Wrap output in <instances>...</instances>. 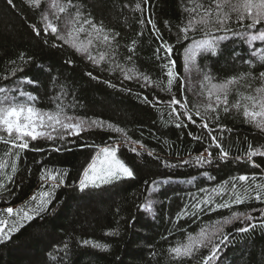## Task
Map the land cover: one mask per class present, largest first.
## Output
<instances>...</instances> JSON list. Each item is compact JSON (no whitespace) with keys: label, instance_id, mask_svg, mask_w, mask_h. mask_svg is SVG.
Here are the masks:
<instances>
[{"label":"trees","instance_id":"16d2710c","mask_svg":"<svg viewBox=\"0 0 264 264\" xmlns=\"http://www.w3.org/2000/svg\"><path fill=\"white\" fill-rule=\"evenodd\" d=\"M52 2L42 0L40 8L33 9L27 0H13L14 6L7 0H0V86L11 84L30 91L38 98L37 106L42 109L54 110L55 104L60 103L69 114L121 127L132 140L140 141L155 155L149 156L139 145H136L139 155L131 152L129 146H122L117 156L133 169L135 178L80 191L79 179L96 154V148L87 145L105 146L117 140L123 143L121 134L92 128L81 132L78 137L68 135L63 141L59 137L29 141V149L20 153L18 172L13 180H7L11 175L9 167L0 181L6 188L0 191V210L9 206L14 210L20 208L33 195L47 190L48 184L40 179L42 169L63 170L68 176L56 190L48 211L25 224L10 241L0 244V264H203L209 248H201L191 259L179 260L168 250L186 244L188 234H198L201 227L207 226L211 231L210 222L222 220L234 211L250 213L254 219L223 226L230 242L222 245L220 260L213 261V264H264V230L256 227L245 234L236 232L247 224L261 222L260 210L264 209V202L253 199L240 205L231 204L228 208L215 207L233 198L231 182L224 185L231 177L255 176L256 183H264V156H253L251 160L247 156L249 151L257 148L264 151V129L246 123L242 114L243 105L251 107L250 102L242 97L254 95V89L260 86V81L254 78L264 71V61L259 59L264 54V41L249 43L246 37L228 34L227 41L219 44L216 55L198 54L190 65V72L185 73L183 48L192 39L205 38L203 26L197 24L196 29L189 32V40L181 44L176 43L177 35H183L180 29L189 19L188 10L200 4L207 6L210 0H73L82 13L89 11L100 16L103 24L110 27L107 28L109 34L119 33L112 41L115 56L111 62L106 60L94 65L86 53H77L71 44L57 40L50 32L47 37L43 35L42 17L49 12ZM75 11V8L70 10L71 13ZM64 17L65 14L61 13L60 20L55 22L58 31L66 34L72 26L65 27ZM49 18L54 19L51 15ZM150 19L163 39L175 45L176 71L185 82L183 96L179 79L174 82L172 91H166V70L159 68L162 61L155 55L161 41L148 23ZM244 23L246 25L248 21ZM31 25L41 29V36L35 35ZM230 27L235 32H264V25L255 29L241 27L234 22V14ZM87 40L88 35L82 32L71 43L77 47L88 46ZM93 41L89 50L94 55L108 50L99 40ZM53 44L57 46L53 47ZM21 53L25 59L31 57L26 65L19 59ZM116 64L125 70L139 67L147 73L152 84L145 86L142 79L130 73L133 78L124 79ZM18 66L21 70L10 75ZM89 72L92 76L88 75ZM241 73H251V76L246 75L239 83L230 86L229 111L224 112L222 105L217 110L219 119L209 125L212 129L220 125L231 130L225 131L220 139L229 156L227 160H217L220 149L212 147V163L197 165L195 157L211 144V138L208 130L198 127L200 117L195 113L203 112L210 99L215 101L212 84L239 77ZM4 76L8 79H3ZM209 92L213 93L211 98ZM143 96L161 103L155 106L145 104L138 98ZM173 96L181 100L186 98L196 125L181 115L187 127L175 126V117L169 115L170 109L164 103ZM237 101L241 104L239 109L232 107ZM211 115L215 117L216 113ZM213 135L220 137L217 131ZM196 136L202 139L197 140ZM10 147L0 143V157L4 160H8L5 153ZM57 148L60 151H55ZM183 160L193 163L171 169L162 163L178 164ZM154 181L166 183L161 184L158 191H151ZM247 183L251 184V181ZM243 187V183L238 182L236 191L242 193ZM217 189L224 194H219ZM208 196L214 200L213 204L200 205L199 211L192 207L197 199ZM147 204H151L150 209L142 207ZM181 211L196 212V215L181 219L177 217ZM206 216L208 219L204 220ZM3 218L8 225L15 220L6 214ZM112 232L118 234L112 235ZM84 240L106 244L109 249L105 251L92 244L85 245Z\"/></svg>","mask_w":264,"mask_h":264},{"label":"snow or ice","instance_id":"6c2138e0","mask_svg":"<svg viewBox=\"0 0 264 264\" xmlns=\"http://www.w3.org/2000/svg\"><path fill=\"white\" fill-rule=\"evenodd\" d=\"M9 5H13V0H7ZM146 2V0H145ZM42 0H27L29 7L33 9L40 8ZM214 4V7L212 6ZM140 7L139 4L136 6ZM75 8V13H71L70 10ZM198 9H203L199 11ZM227 9V10H225ZM189 19L184 27L180 29L183 33L182 36L177 35V44H181L183 41L189 40V32L196 29L197 24L202 25L204 31V39H192L186 47L183 48V66L185 73L190 72V65L194 62L200 53H211L216 55L219 50V44L227 41L228 34H233L239 37H246L247 41H264V32L249 33L235 32L230 23H238L241 27L246 29H255L258 25H264V0H210V3L205 6L204 4L198 5L197 8L189 9ZM65 14L64 25L67 27L71 25V29L65 33L58 31V26L55 21L60 20V14ZM195 13V15H192ZM54 19H50L49 16ZM44 24L42 28L43 35L48 36L49 32L56 37L57 40L63 41L65 44H71L75 48L77 53L87 54V59L94 65H99L101 62H111L112 57L115 56V51L112 48V41L116 35H109V30L105 29L103 23L97 24L93 22L91 16H85L80 10L79 6L73 3V0H65L61 3L60 0H53L51 9L48 13H45L42 17ZM245 21L248 23L245 25ZM143 25L144 21H140ZM152 25V29L157 39L161 41L158 47L155 49L156 59L162 61L159 68L163 71L166 70L165 75L167 77L166 91H172V87L175 81L180 80L181 95L183 96V89L185 82L180 78V74L176 71V60L173 58L174 44H170L167 40H164L160 35V30L156 27L153 20L148 21ZM87 26V28L85 27ZM35 35L41 36V29L36 28L35 25H31ZM88 34L87 45L77 47L75 43H71L79 33L86 32ZM212 33H223L221 35H212ZM93 39L99 40L102 45L107 46V51H101L97 54H93L89 50V46L93 44ZM47 43V39L44 41ZM56 47V44L52 45ZM129 51H134L133 48H129ZM19 59L23 64L30 62L31 57L25 59L23 53H21ZM131 59V57H129ZM259 59L264 61V54L259 56ZM71 62V61H69ZM11 63L15 64V61ZM115 67L120 68L123 72L124 79L129 80L133 77L129 75V70H125L122 65L116 64ZM21 67L14 68L10 75L14 76L17 71H20ZM114 70V68L112 69ZM92 76V73H88ZM139 78L145 82V86L152 84V81L148 75L143 73L138 74ZM251 76V73H241L239 77L233 76L227 78L222 83L212 84V89L215 90V101L210 102L204 106V111H196L195 115L200 117V124L198 127L208 130V136L211 138V144L205 147L204 152L195 157V164L203 166L205 163L211 164L213 160V154L210 151L212 147L220 149L217 160H227L229 153L225 151L220 143V139L223 138L225 131H231L223 126L217 125L215 129L210 128V123L219 119L217 110L223 105V111H229L228 95L230 92V86L239 83L245 76ZM96 77H93L95 79ZM208 78L207 76L205 77ZM3 79L7 80L8 76H4ZM254 79L260 81V86L254 89V95L249 94L243 96L242 99L250 102L251 107L248 104L243 105V117L246 123L254 124L258 129H264V71L259 72L258 76ZM115 87V85H111ZM212 92H209V98L212 96ZM145 104L161 103L160 100H149L148 96L138 97ZM38 98L34 96L30 91L21 90L19 86L13 87L11 84L0 86V143L10 145L11 147L5 153L8 160H4L0 157V181L4 179V174L10 167L11 175L7 176V180L11 182L18 172V162L20 160V153L26 149H29V141H37L39 139L55 140L57 136L61 141L65 139L64 133L69 136L78 137L81 132L87 131L92 128H97L103 131H111L123 136V143L117 140L113 144L105 146L99 145H87V147L96 148V154L92 157L91 163L84 169L81 178L79 179L78 187L80 191H84L88 188H100L102 185L112 184L128 178H135L134 171L129 167L122 159L118 158L117 152L122 146H129L130 151L140 154L137 151L136 145H139L141 149L147 151L149 156H154L155 152L147 150L145 145L138 140H132L128 136L125 129L108 123L103 120L90 119L87 117L76 116L69 114L67 109L60 103H56L54 110L42 109L37 106ZM167 107L170 109L169 115L174 116L175 126L177 128L187 127V124L181 120V115L187 118L193 125L197 124V121L193 118L186 98L181 100L173 96L170 100L164 101ZM232 107L239 109L241 104L237 101ZM179 109V110H178ZM216 113L215 117L211 114ZM220 133V137L213 135V132ZM55 133L56 135H54ZM189 135H193L189 133ZM197 140L202 137H194ZM13 149L19 151L13 153ZM39 150V149H37ZM55 151H60L59 148ZM204 153H207L205 156ZM264 156V151H260L257 148L255 151H249L247 153L248 159L251 160L253 156ZM159 159V157H157ZM239 159V158H237ZM164 166L166 168H178L183 165L193 163L190 160H183L178 164H170L166 162ZM258 166V165H257ZM68 173L63 170H49L47 168L42 169L40 179L48 184L47 190H41L37 195H33L30 201L26 205L21 206L14 210L9 206L0 210V244L10 241L14 233H17L25 224L40 217L42 214L48 211L49 205L52 203L56 190L65 183ZM251 181V184L247 182ZM229 182L232 184L233 198L223 203L215 205L216 208H228L231 204L240 205L245 200H255L264 202V183H256L255 176L239 175L237 177H231L230 181H225L224 185ZM242 182L243 192L236 191L237 183ZM166 181H154L150 186L151 191H158L161 184ZM223 187V185H222ZM6 190L4 183L0 182V191ZM201 191H204L201 189ZM219 194L223 195L219 189L216 190ZM214 200L208 196L203 199H197L196 203L192 205L198 211L200 205L213 204ZM145 209H150L151 204L143 205ZM214 210V209H213ZM8 217H15V220L8 225V222L3 218L4 215ZM188 215H196V212L191 214L181 211L177 213L178 218H184ZM261 222L259 224L250 223L247 226L236 229L238 234L248 233L250 230L260 227L264 230V209L260 210ZM254 217L250 213L234 211L230 216L217 220L211 223V231L207 226L201 227L198 234H188V242L183 245H177L169 248V253L173 255L175 259L188 258L191 259L195 252L201 248H209V254L204 257L203 264H213V261H219L221 257L222 245H227L230 242L229 236L224 233L223 226L229 225L234 221H252ZM6 225H8L6 227ZM219 233V235H217ZM112 235L118 234V232L110 233ZM83 244H92L93 247L102 248L107 251L108 245H101L89 240H84ZM67 247V245H65Z\"/></svg>","mask_w":264,"mask_h":264},{"label":"rangeland","instance_id":"374dc122","mask_svg":"<svg viewBox=\"0 0 264 264\" xmlns=\"http://www.w3.org/2000/svg\"><path fill=\"white\" fill-rule=\"evenodd\" d=\"M83 14L85 15V16H91V18L93 19V22L94 23H97V24H100V23H103L102 21H101V17L100 16H98L97 14H93L92 12H89V11H86V12H83ZM103 16H105V15H102V17ZM105 24V23H104ZM103 24V25H104ZM86 28H87V26H85ZM104 27H105V29H107V28H110L107 24H105L104 25ZM85 33V32H84ZM86 35H88L87 34V31H86ZM110 36H112L111 34H109ZM117 37V36H116ZM117 39V38H116ZM94 42V41H93ZM129 73L130 74H133V75H135V76H138L139 77V75L138 74H140V73H143V74H145V75H147V73L145 72V71H143L142 69H140L139 67L138 68H135V67H130V69H129ZM54 135H56L55 133H53ZM66 136H68L67 135V133L65 132L64 133V137H66ZM58 137V136H57ZM91 161H92V159H91ZM90 161V162H91ZM206 219H208V216H206L205 218H204V220H206Z\"/></svg>","mask_w":264,"mask_h":264}]
</instances>
